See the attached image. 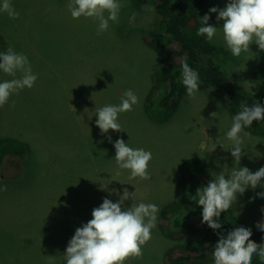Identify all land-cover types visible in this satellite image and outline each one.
I'll return each instance as SVG.
<instances>
[{
    "label": "rangeland",
    "instance_id": "rangeland-1",
    "mask_svg": "<svg viewBox=\"0 0 264 264\" xmlns=\"http://www.w3.org/2000/svg\"><path fill=\"white\" fill-rule=\"evenodd\" d=\"M20 2L10 0L11 4ZM118 2V22L109 21L108 30L100 35L98 21L71 17L69 0H47L38 13L30 16L27 10L24 30L28 37L12 32L10 41L0 36V52L11 47L23 53L38 77L31 89L12 94L0 107V138L11 136L28 145L22 160L10 156L0 163V189L6 186L0 190V264H66L68 242L77 228L92 219L93 209L104 198L115 203L126 188L135 192L134 203H152L160 210L164 203L180 197L183 190L176 171L187 158L204 161L214 179L220 172L229 176L239 166L253 173L264 167V138L243 132L245 155L240 165L234 163L232 144L226 138L233 120L214 88L198 90L192 98L185 91L166 121L147 117L143 105L153 72L166 64L163 52L143 43L154 10L149 5L135 9L130 0ZM227 3L207 0L198 17L209 14V24L217 27L211 43L222 53L211 56L213 64L240 89L254 93L251 72L258 45L253 43L249 51L234 57L223 40V21L217 22L218 13H209L210 8L222 9ZM16 6L20 22L24 8ZM20 75L0 71V82ZM129 89L138 103L118 114L122 131L101 135L95 110L119 105ZM213 112L215 118L210 115ZM121 138L133 149L152 153L150 179H129V170L116 175L114 142ZM262 191L260 185L247 189L230 208L256 229L257 222L264 220V198L257 195ZM132 203L129 199L122 207ZM170 244L157 223L142 247V257L129 258L124 264H166L165 250Z\"/></svg>",
    "mask_w": 264,
    "mask_h": 264
},
{
    "label": "clouds",
    "instance_id": "clouds-1",
    "mask_svg": "<svg viewBox=\"0 0 264 264\" xmlns=\"http://www.w3.org/2000/svg\"><path fill=\"white\" fill-rule=\"evenodd\" d=\"M67 7L74 20L84 17L98 21L97 35H100L108 30L109 21L118 22L121 5L118 0H69ZM0 11L6 12L10 19L19 18V13L12 7L10 0H2ZM209 13H218L217 22L223 21V40L234 57L249 51L253 43L264 52V0H228L224 8L212 7ZM209 20V14L200 19L202 26L196 35L206 36L212 42L217 27L210 25ZM181 67L182 84L187 96L192 98L199 90V74L187 62L182 63ZM0 71L12 77H16L17 73L21 74L19 78L0 82V107L8 102L12 94H18L25 88L31 89L38 78L33 74L28 57L15 52L11 47L0 52ZM136 103L138 97L129 89L125 91L119 105L96 109V126L101 135L107 134L109 130L122 131L117 122L118 114L131 111ZM14 106L13 102L12 107ZM240 108L226 133L227 140L232 144L231 156L237 165H240L241 158L245 155L242 151L241 133L250 136L244 129L250 127L254 121L264 120V106L260 103L249 106L246 101H241ZM210 115L215 118L217 113ZM107 139L112 143L111 136ZM114 148L118 168L116 175L121 174L119 170H129V179H150V151L133 149L122 138L114 142ZM261 181H264V167L253 173L248 167L239 166L233 168L227 177L220 172L205 187L199 188L195 196H191L202 207L201 222L214 231L221 229V213L232 208L238 194L243 195L247 189L254 190L258 185L264 187ZM0 190H6V186ZM257 195L264 198V191ZM129 199L133 201L131 206L122 207ZM134 200L135 192L130 193L126 188L115 203L104 198L103 203L93 209L92 219L77 228L68 242L64 253L66 264H124L129 258H141L142 247L151 239L152 229L156 227L159 208L152 203L137 204ZM261 211L264 212V208ZM256 227L264 232V220L257 222ZM218 235L213 252L214 264H252L254 254L264 264V243L257 244L250 240V228L236 227L226 235Z\"/></svg>",
    "mask_w": 264,
    "mask_h": 264
},
{
    "label": "trees",
    "instance_id": "trees-1",
    "mask_svg": "<svg viewBox=\"0 0 264 264\" xmlns=\"http://www.w3.org/2000/svg\"><path fill=\"white\" fill-rule=\"evenodd\" d=\"M24 13L19 19H10L6 12L0 11V36L11 41L12 32L29 36L26 31L27 10L29 15L45 7L47 0H20ZM207 0H130L135 9L152 6L154 21L152 27L143 36V43L165 55L166 64L157 68L152 75L151 85L145 95L143 109L147 117L154 122L166 121L176 110L179 98L186 91L182 84V63L199 74V90L214 88L220 99L233 117L241 110V101L249 106L260 103L264 106V52L258 51L256 65L251 72V80L256 85L254 93L243 91L236 82L227 76L211 56L222 51L209 42L206 36H197L202 26L198 12ZM0 4H2L0 0ZM31 13V14H30ZM3 17V21H2ZM23 20V21H22ZM25 21V22H24ZM9 44V43H6ZM204 57V59L202 58ZM246 132L264 138V120L254 121ZM28 145L14 137L0 138V163L8 157L22 160ZM177 182L183 193L175 200L164 203L158 213V229L171 244L165 250L166 264H205L214 261L213 252L219 235H226L236 227L250 228V240L257 244L264 243V232L248 226L231 209L221 213V229L212 230L202 223V207L191 199L199 188L213 180L208 165L196 157L180 162L176 171ZM252 264H262L255 254Z\"/></svg>",
    "mask_w": 264,
    "mask_h": 264
}]
</instances>
